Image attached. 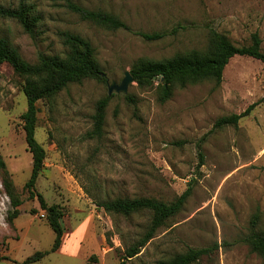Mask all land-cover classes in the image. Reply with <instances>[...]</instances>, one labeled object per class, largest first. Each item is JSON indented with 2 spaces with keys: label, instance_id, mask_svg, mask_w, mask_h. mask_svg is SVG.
I'll return each mask as SVG.
<instances>
[{
  "label": "rangeland",
  "instance_id": "1",
  "mask_svg": "<svg viewBox=\"0 0 264 264\" xmlns=\"http://www.w3.org/2000/svg\"><path fill=\"white\" fill-rule=\"evenodd\" d=\"M34 5L39 23L33 35L13 19L0 17V38L22 58L37 64L40 55L65 58V34L91 42L104 81L71 84L51 101L38 103L36 139L47 153L36 193L58 206L65 235L61 248L36 264H121L127 248L151 225L149 211L129 217L106 212L100 203L153 198L167 204L191 190L182 211L126 264H160L190 249L208 253L195 264H264L243 239L260 213L264 231V63L236 56L223 81H202L160 101L158 87L130 85L113 94L104 135L89 139L99 101L109 85L141 61H164L192 51L206 53L211 32L238 46L258 34L264 52V0H0L6 8ZM112 14L127 28L109 30L70 8ZM166 33L159 41L139 34ZM25 78L5 63L0 68V157L23 201L14 228L0 169V264H22L50 252L56 238L48 213L31 198L26 184L33 170L21 115L28 108ZM131 97L133 101L127 99ZM259 103L238 126L214 130L220 119ZM200 154H203L204 165Z\"/></svg>",
  "mask_w": 264,
  "mask_h": 264
},
{
  "label": "trees",
  "instance_id": "2",
  "mask_svg": "<svg viewBox=\"0 0 264 264\" xmlns=\"http://www.w3.org/2000/svg\"><path fill=\"white\" fill-rule=\"evenodd\" d=\"M70 8L78 13L83 20L90 21L98 26L109 30L126 29V24L116 16L102 11H90L76 5ZM0 17L17 21L30 35H33L39 23L34 5L21 2L17 8H6L0 4ZM147 41H159L164 39L166 33L139 34ZM65 44L70 48V53L65 57H49L40 55L37 64L26 62L19 51L14 48L6 39L0 38V68L8 63L15 73L25 78L23 87L27 97L28 108L21 115L24 122L26 142L28 149L33 156V170L26 189L30 197L39 199L42 210L48 213V224L56 234L54 245L50 252H39L28 258L22 264H36L51 253H56L63 244L66 233L62 223V213L58 206H48L44 197L36 193L37 181L45 168L47 159L46 150L36 139L40 101H51L71 84H80L86 79H98L104 81L100 76V66L95 58V49L90 41L71 34H65ZM263 41L258 34L252 36L251 44L238 47L228 37L216 31L211 32L210 48L206 53L192 51L186 55H179L164 61H141L134 66L130 73L134 81L141 87H153L155 81L160 79L158 87L161 92L160 101L166 102L173 96L176 86L185 88L202 81H214L220 86L223 75L230 60L236 56L250 57L264 63ZM128 100L133 101L131 97ZM111 100L110 97L99 101L94 116V128L87 136L89 139H101L104 135L106 110ZM259 103L251 105L241 114L224 117L217 121L214 130L227 126H238L239 122L248 117ZM203 154H200L201 163L204 165ZM0 169L5 174L4 188L10 198L11 210L7 216V224L14 228L15 221L20 217V207L23 201L16 193L10 180L5 161L0 157ZM191 190L186 191L175 202L171 204L153 198L124 199L119 198L112 201L100 203L106 212L129 217L136 213L149 211L153 219L146 234L135 244L129 246L121 260L126 264L136 258L142 250L154 239L160 228L178 215L190 196ZM261 222L260 213H256L250 225V233L243 239L251 251L264 260V231L259 229ZM208 253L206 249H190L184 254L177 255L174 259L160 264H195Z\"/></svg>",
  "mask_w": 264,
  "mask_h": 264
},
{
  "label": "water",
  "instance_id": "3",
  "mask_svg": "<svg viewBox=\"0 0 264 264\" xmlns=\"http://www.w3.org/2000/svg\"><path fill=\"white\" fill-rule=\"evenodd\" d=\"M100 76L105 77L103 73H100ZM134 82L135 81L131 73L127 71L125 73V78L120 84H117L116 82H112V84L109 85V96H112L113 94L127 95L130 85L133 84Z\"/></svg>",
  "mask_w": 264,
  "mask_h": 264
}]
</instances>
